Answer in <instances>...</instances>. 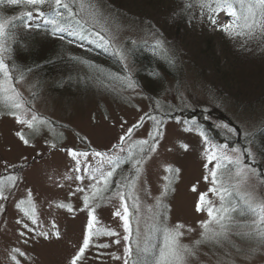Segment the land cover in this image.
I'll return each instance as SVG.
<instances>
[{
    "label": "rangeland",
    "instance_id": "rangeland-1",
    "mask_svg": "<svg viewBox=\"0 0 264 264\" xmlns=\"http://www.w3.org/2000/svg\"><path fill=\"white\" fill-rule=\"evenodd\" d=\"M162 1L147 7L144 0H99L100 7L110 14L105 35L114 41L115 48L124 50L125 57L114 54L113 47H100L91 37L85 40L121 59V67L116 64L108 69L103 64L105 67L94 70L97 65L77 61L70 47L64 46L63 50L56 49L62 62H56L49 75L31 69L16 83L24 99L31 102L26 107L34 106L47 123L33 131L19 124L7 109H0V177H17L15 186L5 181L9 198L0 200V264H16L11 254L19 264H71L87 237L92 216L96 217L93 232L110 230L116 235H93L78 264H124L129 259L127 246L131 245L133 256L138 243L141 247L159 246L161 234L157 228L161 222L169 228L184 225L181 243L194 253L187 264H264V244L255 237L237 234L248 229L232 228L231 243L224 242L223 247L212 241L195 245V241L203 240L201 222L209 219L206 210H197L201 194L207 193L206 199L216 207L220 200L209 191L215 161L208 162L203 137L192 123L204 130L206 127L218 139L214 142H228L229 148L235 145L241 150L251 148L253 166L260 170L261 177L250 174L240 191L264 200V153L254 146L252 136L264 128V35L230 37L220 27L231 19L225 12L216 14L213 24L207 10L201 15L198 6L184 9L191 0ZM33 18L36 23L55 27L36 12ZM138 44L164 53L171 64L168 81L155 78L148 82L147 74L146 79L136 77L138 68L132 63V51ZM29 47L35 46L29 44L26 50ZM18 75L14 73L13 77ZM130 82L134 86L129 87ZM145 114L163 121V135L156 151L138 165L140 175L122 181L131 168L130 163L122 161L107 187L102 181L97 184L99 173L92 179L90 171L101 158L92 155L93 151L122 157L135 152L133 159L139 158V146H130L144 139L152 142L149 133L154 122ZM27 116L30 118L31 112ZM141 117L142 126L125 137L121 145L124 151L113 148ZM221 124L235 128L237 135L229 138L226 130L217 127ZM189 127L192 131L185 130ZM17 132L23 133L29 143L25 144ZM69 149L88 152L89 156L73 157ZM244 162L252 164L247 155ZM169 166L179 172L169 173ZM109 170L105 164L103 171ZM79 176L84 179H77ZM166 185L169 191L161 197ZM117 193L125 199L122 201ZM20 201L24 204L18 208ZM134 203H138V210L132 207ZM125 204L132 229L128 240L124 239L129 233L122 219ZM21 209H34L36 224ZM117 211L121 216L115 215ZM233 218L237 224L253 219L238 214ZM25 223L31 231L23 228ZM41 232L48 236H41ZM101 244L108 246L98 247ZM16 248L23 255L13 253Z\"/></svg>",
    "mask_w": 264,
    "mask_h": 264
},
{
    "label": "snow or ice",
    "instance_id": "snow-or-ice-1",
    "mask_svg": "<svg viewBox=\"0 0 264 264\" xmlns=\"http://www.w3.org/2000/svg\"><path fill=\"white\" fill-rule=\"evenodd\" d=\"M46 3L52 8V11L49 13L41 11L39 7ZM5 4L12 6L23 5L25 7L32 6L39 16L46 17L47 22L55 26L54 32H67L70 36H79L81 40L91 37L100 47H113L114 54H120L122 59L125 57L124 50L115 48L114 41L105 35L108 32L107 23L110 14H106L100 7L99 0H0V5ZM194 6H198L201 9V15L204 14V10H207L209 13L208 18L213 24H216L215 15L221 11L225 12L231 19L228 23L222 24L220 27L230 37L246 36L251 38L252 36L264 35V0H191L190 3H185L184 9L189 10ZM57 18L64 22L63 25L57 23ZM32 19L33 11L23 12L13 17L0 16V109H7L8 114L14 116L19 124L26 125L29 129L37 131L39 125L47 123V121L33 110L34 106L26 107L31 102L26 101L16 87V83L24 79L25 73L15 64L10 65L5 58V54L10 51V42L15 40V28L21 24L28 26V21ZM157 43L159 44L160 42ZM14 70L19 73L15 78L13 77ZM28 71H31V69ZM128 86H134V82H130ZM29 112H31L30 118L27 116ZM145 115L154 122L153 131L149 133L152 142L150 143L149 140L144 139L130 146V148L136 147V145L139 146L137 149L139 158L133 159V156L136 155L135 152L127 157H122L117 153L109 155L107 152L93 151L92 155L101 158L95 170L90 171L92 179H96V173H99L100 179L97 180V184L102 181L104 186L107 187L110 178L121 167L122 161L125 164H131L130 175L122 176V181L127 182L130 180V176L138 177L140 175L141 169L138 165H142L150 157L151 153L156 151L159 138L163 135V121L156 119V117L150 114ZM143 122L144 117H141L137 124L127 129L125 135L120 137V144L113 145V148H119L123 152L124 148L121 145H123L125 137H131L133 129L141 127ZM192 123L203 137L206 145L204 155L208 162L212 163L215 161L213 169L210 170L213 187L209 191L216 194L220 200L219 207H216L211 201L206 199L207 193L201 194L197 210H206L209 219L201 222L203 229L201 235L203 240L195 241V245H199L204 241H212L223 247L224 242L231 243L229 240V232L232 228L248 229V231L237 234L245 237H255L261 244H264V200H256L251 193L240 191L241 183L246 181L250 174L258 178L261 177L260 170L253 166L255 164L254 153L250 147H245L241 150L240 147L235 145L229 148L228 142H214L204 129L195 122ZM217 127L226 130L229 138L237 135L236 129L230 127L228 124L217 125ZM185 130L192 131V128L189 127ZM17 135L25 144L29 143V140L25 138L23 133L17 132ZM184 147L186 149L187 145H184ZM68 151L73 157L87 158L89 156L88 152H77L72 149ZM245 155L252 161V164L244 162ZM105 164L110 166L111 170L104 172L103 167ZM77 165H79V160H77ZM79 170V167H77L76 171ZM167 171L169 173H178L179 169L173 170L169 166ZM77 179L83 180L84 177L79 176ZM165 179L168 180V177H165ZM16 180L17 177L14 175L0 177V200H7L9 198L5 194V181L11 187L15 186ZM205 180H208V176H205ZM93 187L95 188L96 186L93 185ZM80 190L83 191V189ZM96 191H100V189L96 188ZM168 191L169 188L166 185L164 191L161 193V197L166 195ZM117 195H119L122 201L125 199L122 193H117ZM84 199L85 207H88V197L86 196ZM23 204L24 201H20L17 207L20 208ZM205 205H207L206 208L204 207ZM59 206L65 207L63 204ZM132 207L138 210V203H134ZM2 209L3 205H0V211ZM21 210L31 219L33 224H36L37 220L34 209L31 212L27 209ZM233 214L240 216L248 215L253 217V219L250 223L237 224L233 218ZM115 215L121 216V212L117 211ZM122 219L124 221V228L129 233L124 239L128 240L132 234V229L127 204L123 207ZM93 221H96L95 216H92L88 224L89 231L87 237L84 239L78 253L72 258L71 264H78V261L83 258L85 250L89 248L93 235H116V233L110 230L104 233H100L99 230L93 232ZM20 222L19 220L17 221V223ZM161 224L162 226L157 228L161 234L159 246L153 244L151 246L145 245L141 247L138 243L134 256L131 245L127 246L125 248V254L129 259H125L124 264H187L188 257L194 253L192 248L181 243V237L184 235V225L177 224L169 228L163 222ZM23 228L31 231L29 225L26 223L23 224ZM188 231H192V229H188ZM20 235L24 236L25 233L21 232ZM40 235L47 237L48 233L41 232ZM56 235L59 236V233L57 232ZM136 235L139 237L138 228ZM116 243H119V240ZM107 246L106 244L98 245V247ZM13 253L23 255L19 248L13 249ZM226 255L230 256L231 254L226 252ZM115 258L119 259V257ZM11 259L16 264H19L15 254H11Z\"/></svg>",
    "mask_w": 264,
    "mask_h": 264
},
{
    "label": "trees",
    "instance_id": "trees-1",
    "mask_svg": "<svg viewBox=\"0 0 264 264\" xmlns=\"http://www.w3.org/2000/svg\"><path fill=\"white\" fill-rule=\"evenodd\" d=\"M144 1L148 2L147 7L155 6V1L160 4L163 3L162 0ZM39 7L40 10L45 13L52 11V8L47 3ZM27 11H33V13H35L32 6L0 5L1 16L3 17L18 16ZM44 18L47 20L46 17ZM33 19L28 21V26L21 24L15 28V40L10 42V51L6 59L10 65L15 64L23 72L29 69L39 70L47 76L54 70L53 67L56 64L62 62L59 51L56 49L60 48L63 50V47L67 46L70 47L72 56H74V59H78L77 61L84 64L97 65L94 70H99V68H103L101 66L104 65L108 69H114L116 64L121 67V59H118L110 52H106L96 45L89 44L85 39L81 40L79 36H70L67 32H54L55 27L45 23H36ZM57 23L63 25L64 22L57 18ZM184 24H186V22ZM29 44L35 47L33 49L29 47V49L26 50V46H29ZM56 52H58V54ZM132 55V63L134 61L133 65L138 68L136 76L138 79H146L145 75L147 74L148 82H152V79L155 78L163 82L168 81L167 76H171V64L170 61H167L163 52L157 49L151 50L143 44H138L134 47ZM98 59L102 60V63L97 64ZM14 73L19 74L15 70L13 71V74ZM205 131L213 138L212 140L218 141V139H215V136L213 137L212 133L210 134V131L206 127ZM252 136L254 146L255 144L259 146V152L263 154L264 128L255 132Z\"/></svg>",
    "mask_w": 264,
    "mask_h": 264
}]
</instances>
